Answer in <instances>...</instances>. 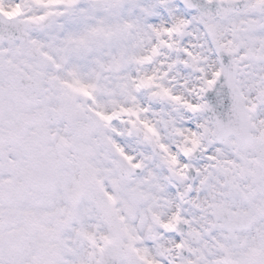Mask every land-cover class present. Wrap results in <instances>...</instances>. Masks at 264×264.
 Here are the masks:
<instances>
[{"label":"snow or ice","instance_id":"snow-or-ice-1","mask_svg":"<svg viewBox=\"0 0 264 264\" xmlns=\"http://www.w3.org/2000/svg\"><path fill=\"white\" fill-rule=\"evenodd\" d=\"M0 264H264V0H0Z\"/></svg>","mask_w":264,"mask_h":264}]
</instances>
